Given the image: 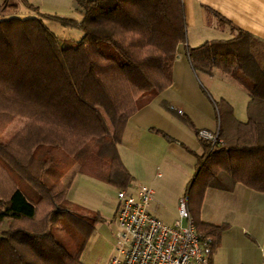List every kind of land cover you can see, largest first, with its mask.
Here are the masks:
<instances>
[{
  "label": "trees",
  "instance_id": "16d2710c",
  "mask_svg": "<svg viewBox=\"0 0 264 264\" xmlns=\"http://www.w3.org/2000/svg\"><path fill=\"white\" fill-rule=\"evenodd\" d=\"M18 1L35 17H16L18 5L0 2V168L14 184L10 193L0 184V264H82L100 218L65 199L71 180L64 184L63 178L74 169L116 192L131 185L116 145L127 119L171 83L175 48L185 42L182 4L72 0L81 16L73 20ZM205 11L232 36L186 46L187 62L194 75L215 71L244 90L245 120L201 89L214 108L221 144L199 139L187 117L179 121L196 137L200 154L149 131L194 159L183 198L212 253L226 225L200 220L205 190L231 192L241 185L264 193V42ZM46 22L80 37L60 38ZM17 120L21 127L2 141Z\"/></svg>",
  "mask_w": 264,
  "mask_h": 264
},
{
  "label": "crops",
  "instance_id": "0c3cea01",
  "mask_svg": "<svg viewBox=\"0 0 264 264\" xmlns=\"http://www.w3.org/2000/svg\"><path fill=\"white\" fill-rule=\"evenodd\" d=\"M29 1L35 6L41 3L40 0ZM180 1L183 10L185 42L178 44L175 48L171 66V83L168 88L127 119L121 140L116 145L118 157L124 166L126 165L125 157L119 151L123 147L134 155L143 167L145 166L146 173L148 165L156 161V153L151 151V148L156 146L161 147L162 151L167 150L173 154H177L175 150H178L189 157L178 146L166 142L150 132V129L161 131L195 154L201 152L197 139L180 123L179 118L187 117L196 130L212 132L217 129L214 108L201 92V88L206 91L210 99L216 101L214 94L217 100L226 101L232 108L233 116L237 121H240L237 114L241 115L242 110L245 120V105L248 100L245 91L228 77H218L221 75H217L215 71L210 77L203 74L194 75L187 62L186 46L196 47L208 40L229 39L232 36L230 29L220 25L214 17L206 13L205 9L214 11L235 28L264 42V0ZM73 9L76 11L75 7ZM216 76L220 83L225 85L220 86L218 93L211 82ZM201 83H204L206 88ZM161 103L171 109L173 114L163 108ZM178 110L180 114H177ZM158 158L162 164L170 163L166 153H162ZM128 173L133 185L135 175L130 171ZM157 174H159L158 177ZM160 177V173H156L145 181L153 185L155 179ZM13 188L14 184L11 181L9 191ZM200 220L206 224L226 225L220 235L218 246L210 253L209 264H264V193L253 192L241 185H235L231 192L207 189L200 208Z\"/></svg>",
  "mask_w": 264,
  "mask_h": 264
},
{
  "label": "rangeland",
  "instance_id": "374dc122",
  "mask_svg": "<svg viewBox=\"0 0 264 264\" xmlns=\"http://www.w3.org/2000/svg\"><path fill=\"white\" fill-rule=\"evenodd\" d=\"M7 1L10 4L18 5L16 17H35V13L21 6L18 0ZM40 2L41 3L37 4L36 7L38 6V11L41 13L54 14L73 20H79L81 18L80 14L74 11L73 7L75 6L72 4V0H40ZM45 26L50 32L60 38L77 40L80 37L79 32L63 28L56 23L46 22ZM216 73L217 75H221L218 77H225L218 72ZM218 77L216 76L211 81L217 93L219 92L220 86H225L220 83L221 81H219ZM201 84L203 87L205 86L204 83ZM204 88H206V86ZM213 96L214 99L217 100L214 94ZM240 114L241 115L237 114V116L240 118V121L243 122L244 114L242 110ZM21 124V121H14L6 129L1 140L5 141L8 139L21 127ZM119 151L122 152L125 157L124 160L126 165L123 166L126 167L125 169L127 171L135 175V182L133 184H140L152 190L154 197L153 206L156 208L157 218L165 225H172L177 219V203L184 196L187 183L191 179L194 159L189 158L190 156H185V154H181V151L175 150L177 154H173L167 150L162 151L161 147L156 146L153 149L151 148V151L156 153V161L148 165V171L146 173L145 166L143 167V165L134 158V155L126 151L124 147L120 148ZM160 153H166L167 158L170 159V163L166 165L162 164V162L158 160V157L161 155ZM73 171L74 169L63 178L64 184L71 180L65 199L79 205L87 211L97 213L100 218L94 225L93 232L85 244L80 255V262L82 264H108L109 259L114 254L115 232L117 230L114 220L117 205L116 190L109 185L94 181L85 176L76 174L75 172L73 173ZM156 173H160L161 177L155 179L153 185L145 181L149 180L152 175ZM11 181L8 174L0 168V184L7 193L11 192L9 191ZM82 213L85 214L83 211Z\"/></svg>",
  "mask_w": 264,
  "mask_h": 264
},
{
  "label": "built area",
  "instance_id": "2783aa9c",
  "mask_svg": "<svg viewBox=\"0 0 264 264\" xmlns=\"http://www.w3.org/2000/svg\"><path fill=\"white\" fill-rule=\"evenodd\" d=\"M197 137L221 144L217 129L198 130ZM116 202L114 254L108 264H209L210 239L195 231L185 198L178 201L170 226L157 218L153 192L146 186L129 185L116 192Z\"/></svg>",
  "mask_w": 264,
  "mask_h": 264
}]
</instances>
